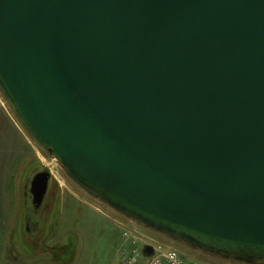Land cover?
<instances>
[{"label": "water", "instance_id": "obj_1", "mask_svg": "<svg viewBox=\"0 0 264 264\" xmlns=\"http://www.w3.org/2000/svg\"><path fill=\"white\" fill-rule=\"evenodd\" d=\"M0 89L111 208L264 264V0H0Z\"/></svg>", "mask_w": 264, "mask_h": 264}, {"label": "rangeland", "instance_id": "obj_2", "mask_svg": "<svg viewBox=\"0 0 264 264\" xmlns=\"http://www.w3.org/2000/svg\"><path fill=\"white\" fill-rule=\"evenodd\" d=\"M41 171L50 173L42 222L38 214L29 232L31 181ZM152 249H173L203 264H258L198 250L87 192L28 133L0 89V264H122L134 252L148 257Z\"/></svg>", "mask_w": 264, "mask_h": 264}, {"label": "built area", "instance_id": "obj_3", "mask_svg": "<svg viewBox=\"0 0 264 264\" xmlns=\"http://www.w3.org/2000/svg\"><path fill=\"white\" fill-rule=\"evenodd\" d=\"M149 257V258H148ZM148 257L134 252L122 264H203L196 259H189L176 250L169 249L165 253L153 251Z\"/></svg>", "mask_w": 264, "mask_h": 264}, {"label": "flooded vegetation", "instance_id": "obj_4", "mask_svg": "<svg viewBox=\"0 0 264 264\" xmlns=\"http://www.w3.org/2000/svg\"><path fill=\"white\" fill-rule=\"evenodd\" d=\"M49 186V185H48ZM31 193V192H30ZM29 191L26 192V198L28 199L29 198V195H30ZM47 195V194H46ZM32 196V207L30 209V206H27L26 208V214H25V227H26V230L31 232V227L33 225V227H37L36 224L34 223V218L38 215L39 216V220H40V223L42 222V215H41V212H42V207L44 206V202H45V198H44V201L42 203L41 206L39 207H36L34 204H33V195L31 194ZM46 197V196H45ZM34 213V214H33ZM37 229V228H36Z\"/></svg>", "mask_w": 264, "mask_h": 264}, {"label": "bare ground", "instance_id": "obj_5", "mask_svg": "<svg viewBox=\"0 0 264 264\" xmlns=\"http://www.w3.org/2000/svg\"><path fill=\"white\" fill-rule=\"evenodd\" d=\"M134 221H136V220H134ZM137 222V221H136ZM180 241V240H179ZM198 250H202V249H198ZM211 253V252H210ZM212 254H214V253H212ZM216 255V254H215Z\"/></svg>", "mask_w": 264, "mask_h": 264}]
</instances>
